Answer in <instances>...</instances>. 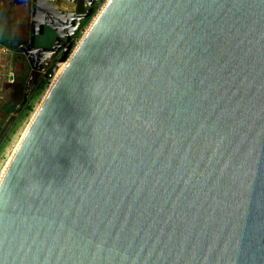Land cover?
<instances>
[{
    "label": "water",
    "instance_id": "water-1",
    "mask_svg": "<svg viewBox=\"0 0 264 264\" xmlns=\"http://www.w3.org/2000/svg\"><path fill=\"white\" fill-rule=\"evenodd\" d=\"M90 14L33 36L66 64L0 178V264H264V0H107L71 52Z\"/></svg>",
    "mask_w": 264,
    "mask_h": 264
},
{
    "label": "crops",
    "instance_id": "crops-1",
    "mask_svg": "<svg viewBox=\"0 0 264 264\" xmlns=\"http://www.w3.org/2000/svg\"><path fill=\"white\" fill-rule=\"evenodd\" d=\"M62 1L0 0V43L12 49L10 54H0V91L15 84V95L21 98L23 96L27 97L28 86L31 87L33 83L36 84L37 82V80L33 81L31 76L34 74L35 77L36 74L40 75L38 72L46 73L45 71L49 70L48 68L55 59L54 54L48 57L47 60L42 61L40 65H35L36 68H34L33 62L41 53L32 51L31 44L34 35L36 40L37 35L43 33L48 26H52L48 24L50 16L48 15V10L61 18L66 16L64 14L66 10H61ZM27 46L29 50L25 48ZM24 54L26 55L25 57L23 56ZM26 62L29 64L30 70L28 71L26 82L23 84L17 81L18 77L24 74L22 71ZM1 102L6 103L7 100Z\"/></svg>",
    "mask_w": 264,
    "mask_h": 264
},
{
    "label": "rangeland",
    "instance_id": "rangeland-1",
    "mask_svg": "<svg viewBox=\"0 0 264 264\" xmlns=\"http://www.w3.org/2000/svg\"><path fill=\"white\" fill-rule=\"evenodd\" d=\"M92 1V0H91ZM95 4V10L90 14V0H63L62 1V7L61 10H66L64 13L66 16H73L74 14L76 15H88V18L85 19H78L76 21V24L69 28L72 37H73V42L74 46L71 49V52L74 50L75 46L79 43L80 39L83 37L91 23L93 22L94 18L96 15L100 12L104 4L107 2V0H94L93 1ZM70 9L69 11H67ZM51 22V21H49ZM65 42V37L63 35H58L57 40L55 41V45ZM26 54V52H25ZM23 55L24 57L26 55ZM53 54H39V57L34 60V68L36 66L40 65L42 61L47 60L48 57H51ZM55 59L53 60L52 64L50 65L49 68L52 67V69L59 64V60L61 58V53L54 54ZM36 65V66H35ZM45 66V64H43ZM48 68V69H49ZM38 69V67H37ZM40 71V70H39ZM48 71V70H46ZM45 71V72H46ZM39 74H36L34 77V74L31 76L33 81H36V84L33 83L31 88L28 89V94L33 93L34 96L31 100V102L26 103V105H23V111L20 113L18 118L16 119H7L5 120V123H3V130L0 134V175L4 169V167L7 165L9 159L11 158L14 150L16 149L20 139L22 138L25 130L27 129L32 117L35 114L36 108L40 105L41 101L44 96L47 94V90L49 85L47 84L46 76L45 73L43 72H38ZM44 75V77H42ZM43 81L41 84L42 86H39L40 82ZM26 97V96H24Z\"/></svg>",
    "mask_w": 264,
    "mask_h": 264
},
{
    "label": "trees",
    "instance_id": "trees-1",
    "mask_svg": "<svg viewBox=\"0 0 264 264\" xmlns=\"http://www.w3.org/2000/svg\"><path fill=\"white\" fill-rule=\"evenodd\" d=\"M58 32L52 26H48L47 29L36 36L35 43L39 46L44 47H53L55 45L56 37L58 36ZM30 70L29 64L26 62L24 69L23 76L18 77V81L20 83L25 84L26 78L28 75V71ZM52 67L49 68L48 71H51ZM44 79L40 82L39 86H42ZM16 87L15 84L7 87L6 89L0 91V134L3 130V123L5 120L9 119H16L23 111L22 106L26 105V103L31 102L34 94L30 93L27 95L26 98L24 96L18 97L15 95ZM7 100L6 103H2L1 101Z\"/></svg>",
    "mask_w": 264,
    "mask_h": 264
},
{
    "label": "built area",
    "instance_id": "built-area-1",
    "mask_svg": "<svg viewBox=\"0 0 264 264\" xmlns=\"http://www.w3.org/2000/svg\"><path fill=\"white\" fill-rule=\"evenodd\" d=\"M10 52H12V49L3 44V43H0V54L1 55H6V54H10ZM58 72H59V64L57 66H55L51 71H46V80H47V84L49 85L48 89L51 87V85L54 83V81L56 80L57 78V75H58ZM31 87L28 86V89H30ZM48 91V90H47ZM38 108V107H37ZM36 108V110H37ZM35 110V111H36ZM35 113V112H34ZM34 115V114H33Z\"/></svg>",
    "mask_w": 264,
    "mask_h": 264
},
{
    "label": "flooded vegetation",
    "instance_id": "flooded-vegetation-1",
    "mask_svg": "<svg viewBox=\"0 0 264 264\" xmlns=\"http://www.w3.org/2000/svg\"><path fill=\"white\" fill-rule=\"evenodd\" d=\"M51 13L53 14V16ZM48 15H50L48 20L51 21L48 24L52 25V27L55 28V30L58 32L59 35H63V37H65L64 28H62V27L64 26V24L66 22L69 21V19L71 17L63 16V18H61L60 16H56L53 12H51L49 10H48ZM39 22H40V20H39Z\"/></svg>",
    "mask_w": 264,
    "mask_h": 264
},
{
    "label": "bare ground",
    "instance_id": "bare-ground-1",
    "mask_svg": "<svg viewBox=\"0 0 264 264\" xmlns=\"http://www.w3.org/2000/svg\"><path fill=\"white\" fill-rule=\"evenodd\" d=\"M65 62H61L60 63V65H59V72H58V75H59V73L61 72V70L63 69V67L65 66ZM58 75H57V77H58ZM55 82V81H54ZM50 90V88L48 89V91ZM47 91V92H48ZM45 97V96H44ZM7 166V165H6ZM6 166L4 167V169H3V171H2V173H1V175H0V178H1V176H2V174H3V172H4V170H5V168H6Z\"/></svg>",
    "mask_w": 264,
    "mask_h": 264
}]
</instances>
